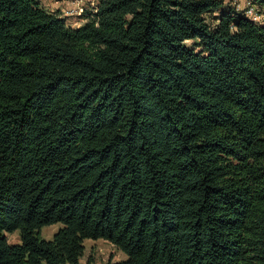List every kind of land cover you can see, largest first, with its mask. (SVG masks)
Segmentation results:
<instances>
[{"label": "trees", "instance_id": "obj_1", "mask_svg": "<svg viewBox=\"0 0 264 264\" xmlns=\"http://www.w3.org/2000/svg\"><path fill=\"white\" fill-rule=\"evenodd\" d=\"M86 239L112 264H264V22L102 0L71 27L0 0V264H82Z\"/></svg>", "mask_w": 264, "mask_h": 264}, {"label": "built area", "instance_id": "obj_2", "mask_svg": "<svg viewBox=\"0 0 264 264\" xmlns=\"http://www.w3.org/2000/svg\"><path fill=\"white\" fill-rule=\"evenodd\" d=\"M102 0H54L53 4L42 6L49 12L58 14L64 18L66 24L71 27H80L97 13ZM236 8L243 10L247 17L257 23L264 22V14L259 11L258 5L253 0H242Z\"/></svg>", "mask_w": 264, "mask_h": 264}, {"label": "rangeland", "instance_id": "obj_3", "mask_svg": "<svg viewBox=\"0 0 264 264\" xmlns=\"http://www.w3.org/2000/svg\"><path fill=\"white\" fill-rule=\"evenodd\" d=\"M41 4H53L54 0H40ZM226 5H236L238 3L243 5L242 0H224ZM192 45L194 41L187 42ZM62 227L61 223H54L42 227L41 234L46 239L53 238L55 232ZM7 236L11 243L20 242V234L18 231L8 232ZM85 255L82 258V262L85 264H112L120 261V259H126L127 255L119 250L113 243L105 239H86L85 240Z\"/></svg>", "mask_w": 264, "mask_h": 264}, {"label": "crops", "instance_id": "obj_4", "mask_svg": "<svg viewBox=\"0 0 264 264\" xmlns=\"http://www.w3.org/2000/svg\"><path fill=\"white\" fill-rule=\"evenodd\" d=\"M122 259H123V258H122ZM122 259H120V260H122ZM81 262H82V259H81ZM82 264H85V263L82 262Z\"/></svg>", "mask_w": 264, "mask_h": 264}]
</instances>
